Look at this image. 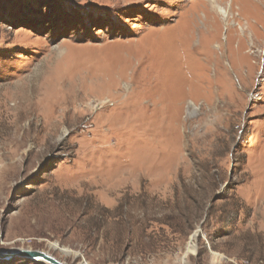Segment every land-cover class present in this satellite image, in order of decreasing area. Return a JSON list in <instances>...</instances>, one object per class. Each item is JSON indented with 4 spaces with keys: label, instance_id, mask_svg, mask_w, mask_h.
Masks as SVG:
<instances>
[{
    "label": "rangeland",
    "instance_id": "obj_1",
    "mask_svg": "<svg viewBox=\"0 0 264 264\" xmlns=\"http://www.w3.org/2000/svg\"><path fill=\"white\" fill-rule=\"evenodd\" d=\"M12 249L264 264V0H0Z\"/></svg>",
    "mask_w": 264,
    "mask_h": 264
},
{
    "label": "water",
    "instance_id": "obj_2",
    "mask_svg": "<svg viewBox=\"0 0 264 264\" xmlns=\"http://www.w3.org/2000/svg\"><path fill=\"white\" fill-rule=\"evenodd\" d=\"M200 233L198 229L197 234ZM9 256H19L21 258H26L31 261L43 262L46 264H65L52 257L51 255L37 250H28V249H12L9 251H0V258L9 257Z\"/></svg>",
    "mask_w": 264,
    "mask_h": 264
},
{
    "label": "bare ground",
    "instance_id": "obj_3",
    "mask_svg": "<svg viewBox=\"0 0 264 264\" xmlns=\"http://www.w3.org/2000/svg\"><path fill=\"white\" fill-rule=\"evenodd\" d=\"M257 2V1H256ZM214 3V2H212ZM215 10L218 12V16H220L223 20L228 18L229 16V10H226L224 8L219 7V5H215ZM103 85V84H102ZM82 108V107H81ZM102 109V108H101ZM118 117V116H117ZM118 122V121H117Z\"/></svg>",
    "mask_w": 264,
    "mask_h": 264
}]
</instances>
